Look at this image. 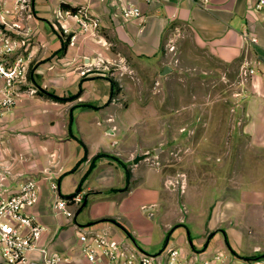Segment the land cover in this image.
<instances>
[{"label":"crops","instance_id":"1","mask_svg":"<svg viewBox=\"0 0 264 264\" xmlns=\"http://www.w3.org/2000/svg\"><path fill=\"white\" fill-rule=\"evenodd\" d=\"M62 3L89 4L102 18L99 35L63 45V19L56 16ZM253 3L206 0L202 6L194 0L141 1L144 16L126 19L114 14L105 0H30L28 10L18 15L20 30H27L25 52L30 53L26 82L36 92H25L14 107L0 114V133L6 136L0 143V164L8 166L0 191L14 190L26 177L38 178V198L27 209L45 226L42 242L69 255L62 264H92L80 252L74 224L105 228L123 246L146 250L148 241L136 240L125 220H174V202L165 192L178 189L180 183L184 195L194 191L190 168L183 171L185 178L180 182L169 168L173 158L164 170L147 154L135 163L133 157L147 151L139 152L127 142V135L146 119L142 100L156 96L157 91L129 89L133 75L121 67H128L139 79L157 74V81H168L160 77L165 65L173 70L166 42L175 28L182 35L188 32L201 49L230 69L226 79L236 85L244 107L246 136L240 139L247 145L244 152L231 149L219 156H187L186 160L203 161L197 170L196 191L212 193V200L201 202L199 208L187 206L181 220L204 222L197 227L188 224L189 229L174 228L156 252L186 240L192 250L224 247L235 257L256 258L262 242L247 239L243 226L252 222L257 230H264L258 221L264 220V63L243 83L238 76L243 62L261 60L264 51V12L254 9ZM244 27L257 36V42L241 35ZM183 48L177 49V58ZM41 90L72 97L54 100ZM163 110L168 130L172 128L170 111ZM97 153L102 154L94 158ZM44 170L57 174L61 194L80 192L79 203L71 204L73 217L52 212ZM28 256L29 262L19 264H42L36 251ZM0 264H5L1 257Z\"/></svg>","mask_w":264,"mask_h":264},{"label":"rangeland","instance_id":"2","mask_svg":"<svg viewBox=\"0 0 264 264\" xmlns=\"http://www.w3.org/2000/svg\"><path fill=\"white\" fill-rule=\"evenodd\" d=\"M175 42L177 53V49L184 46L183 54L176 61L173 55L172 61L168 58L173 70L160 77L168 81H157L156 79L159 78L157 74L139 79L130 72L128 67H121L124 73L133 75L128 82L129 89H156L157 91L154 94L156 96L148 95L142 100V115L146 119L140 128L132 129V132L127 135L129 147H136L139 152L147 151V155L152 157L151 162L154 165H161L163 170L168 167L165 164L171 161L169 159L173 158L175 162L169 168L174 173L173 178H179L180 182L185 178L183 171L187 168L192 170L194 176L191 180L194 181V191L189 196L184 195L185 191L181 186L178 189H169L171 193L165 192V197H172L174 202L172 209L174 220H125L126 224L134 230L136 240L148 241L146 245L149 248L144 249L148 253H155L168 232L174 228L183 225L189 229L188 224L197 227L204 222V220H181V217L187 213V206L199 208L201 202L212 200V193L196 191L197 170L203 161H199L197 157L186 160L187 156L189 154L219 156L230 152L231 149L232 152H244L247 145V141L240 139L246 136L244 107L239 100V93L235 92L236 85L226 79L228 77L226 74L230 73L228 66L218 62L207 50L201 49L188 32L184 35L179 33ZM167 89L170 91L168 95L165 92ZM163 109L170 111L168 118L172 128L168 130L165 128L166 115L160 113V110L164 111ZM4 138L6 136L0 133V143ZM156 148H158L157 152H155ZM153 159L159 164H156ZM206 166L212 173L211 165L207 163ZM6 172H8V166L0 164V177H3L1 180L5 179ZM169 184L173 185L171 182ZM258 221L263 223L261 226L264 228V220ZM243 227L247 239H254L252 243L262 242L254 256L264 258V242L261 241L264 239V230L262 232L257 230V226L252 222L244 224ZM210 234L211 231L205 236ZM259 238L260 240H257ZM247 239L243 246L247 245ZM176 247L187 253L192 251L186 240L177 242ZM213 251L227 252L224 247L210 250V252Z\"/></svg>","mask_w":264,"mask_h":264},{"label":"built area","instance_id":"3","mask_svg":"<svg viewBox=\"0 0 264 264\" xmlns=\"http://www.w3.org/2000/svg\"><path fill=\"white\" fill-rule=\"evenodd\" d=\"M105 1L110 3L114 14L126 19H136L144 16L140 2L149 3L152 0ZM194 1L206 6V0ZM29 3L30 0H0V114L14 107L25 92H36V88L26 82L30 57V53L25 52L27 30H20L17 19L21 12L28 10ZM253 7L264 12V0H254ZM56 16L63 19L60 21V27L68 43L100 33L101 15L91 10L87 3L75 5L74 8L58 7ZM67 19L72 22H64ZM178 34L175 28L166 42V48L172 53L175 61L178 60L175 51ZM241 35L250 42L258 41L257 36L247 27L241 30ZM261 62L264 63V51L261 60L243 62L239 68V81L243 83L249 75L261 71ZM154 162L159 164L157 160ZM43 177L48 181L52 212L73 217L71 204L79 203L82 198L80 192L63 195L58 190L57 174L44 170ZM2 178L0 177V186L3 183ZM37 184L38 178L29 176L21 180L14 190L6 193L5 189L0 191V257L5 264L29 262L32 259L28 256L30 251L38 253V260L42 264H62L69 261L68 254L52 249L42 242L45 226L34 212L27 209L32 207L38 198ZM73 226L77 232L80 252L92 264H264V258H239L223 251L204 253L203 250H192L185 254L176 246L148 253L137 246L129 249L121 242L114 241L105 228H90L84 224Z\"/></svg>","mask_w":264,"mask_h":264},{"label":"trees","instance_id":"4","mask_svg":"<svg viewBox=\"0 0 264 264\" xmlns=\"http://www.w3.org/2000/svg\"><path fill=\"white\" fill-rule=\"evenodd\" d=\"M62 6H66V7H71V8H74V6L73 5H70L69 3H62L61 4ZM65 42H68V40L67 39H65V41L63 42V45L65 44ZM46 96H48V97H50V98H52V99H54V100H64V99H67V98H69V97H72V95H69V96H59V95H57V94H55L54 92H50V91H46V90H41ZM102 153H97L95 156H94V158L95 157H97V156H99V155H101ZM128 174V173H127Z\"/></svg>","mask_w":264,"mask_h":264},{"label":"water","instance_id":"5","mask_svg":"<svg viewBox=\"0 0 264 264\" xmlns=\"http://www.w3.org/2000/svg\"><path fill=\"white\" fill-rule=\"evenodd\" d=\"M170 70H171V67H170L169 65H165V66L163 67L161 73H162V74H165V73L169 72ZM146 154H147L146 152H143V153H140V154H136V155L133 157L132 161L136 163L139 159L144 158V157L146 156ZM2 261H3V260H2Z\"/></svg>","mask_w":264,"mask_h":264}]
</instances>
